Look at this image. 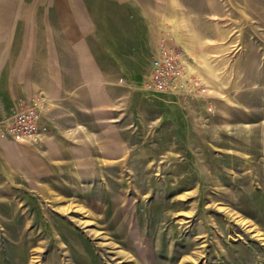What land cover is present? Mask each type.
Masks as SVG:
<instances>
[{
	"label": "rangeland",
	"instance_id": "obj_1",
	"mask_svg": "<svg viewBox=\"0 0 264 264\" xmlns=\"http://www.w3.org/2000/svg\"><path fill=\"white\" fill-rule=\"evenodd\" d=\"M173 1L160 38L185 48L187 89L149 87L154 51L140 41L117 70L91 41L107 77L92 102L108 86L114 113L80 104L55 124L49 101L47 141L0 139V264H264V79L247 63L234 70L256 53L247 41H264V0L262 16L249 0H213L215 18L204 0H180L177 13ZM45 4L0 0V86L22 50L32 61L47 49L31 25Z\"/></svg>",
	"mask_w": 264,
	"mask_h": 264
},
{
	"label": "crops",
	"instance_id": "obj_2",
	"mask_svg": "<svg viewBox=\"0 0 264 264\" xmlns=\"http://www.w3.org/2000/svg\"><path fill=\"white\" fill-rule=\"evenodd\" d=\"M204 2L205 11L208 12L205 14L206 17L224 16L223 12L220 15L213 12L215 4L213 0ZM45 3L49 4L36 8L37 13L33 14L36 17L31 19V25L32 27L37 25L38 39L39 37L48 39L46 44L40 42L41 45H47V49L38 51L39 54L32 61L26 60L23 50L20 52L21 55L16 52L18 54L16 61L10 62L7 77L5 75L1 79L0 87L3 91H8L5 94L8 95L7 101L10 104L5 115L18 100L26 101L37 93H42L52 102L55 124L66 116L71 120V114L75 115V108H79L80 104L84 106V110L88 107L92 109L93 106H105L102 107L105 113H114L115 110L110 107L116 105L119 98L107 94L108 86L102 94V99L99 96V99L92 102L91 90L99 94V76L104 80L107 77L103 75V69L96 62V55L88 44L94 41L107 50L108 56L114 59V70L133 61L132 56L137 54L136 41H140L143 47L142 54L145 55L152 50L155 53L162 39L160 36L165 31V27L160 25L167 20L165 0H55L53 5L50 0H45ZM173 3L175 6L172 10L173 5L169 4V11L177 13L182 6L180 0L177 2L174 0ZM248 6V10H254L255 14L262 16L261 0H249ZM189 10L195 14L196 10L192 6H189ZM259 26H262V23ZM217 36L219 34L216 32L215 38L219 39ZM259 40H250L244 44L247 48L255 47L256 53L253 51L246 59L244 58L246 56L240 57L241 62L237 63L234 69L238 67L240 73L238 75L241 76V72L247 74L244 69L247 63L264 79V41L260 37ZM36 45L39 43L34 42L33 48ZM224 46L227 48L225 43ZM16 47L23 49V42L17 40ZM248 73L250 74V69ZM82 91L87 92V105L81 101L83 97L79 96ZM104 115L101 116L100 112L101 119L105 118ZM49 138L50 136L45 141ZM2 144L8 149L17 146V143L8 140Z\"/></svg>",
	"mask_w": 264,
	"mask_h": 264
},
{
	"label": "built area",
	"instance_id": "obj_3",
	"mask_svg": "<svg viewBox=\"0 0 264 264\" xmlns=\"http://www.w3.org/2000/svg\"><path fill=\"white\" fill-rule=\"evenodd\" d=\"M150 60L149 87L154 91L170 88L187 89L191 78L187 52L181 45L161 39ZM49 99L42 93L15 103L10 112L0 117V138L41 144L50 135V119L45 114Z\"/></svg>",
	"mask_w": 264,
	"mask_h": 264
}]
</instances>
